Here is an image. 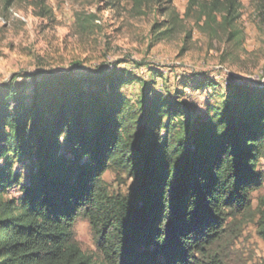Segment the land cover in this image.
Listing matches in <instances>:
<instances>
[{
    "label": "trees",
    "instance_id": "obj_1",
    "mask_svg": "<svg viewBox=\"0 0 264 264\" xmlns=\"http://www.w3.org/2000/svg\"><path fill=\"white\" fill-rule=\"evenodd\" d=\"M131 2L138 16L169 15L158 36H173V0ZM241 7L189 0L187 15L217 33L235 27ZM147 71L148 82L113 67L0 84V264H224L216 247L264 186V84ZM134 84L137 102L124 90ZM108 172L134 186L111 193ZM80 218L101 263L75 240Z\"/></svg>",
    "mask_w": 264,
    "mask_h": 264
},
{
    "label": "rangeland",
    "instance_id": "obj_2",
    "mask_svg": "<svg viewBox=\"0 0 264 264\" xmlns=\"http://www.w3.org/2000/svg\"><path fill=\"white\" fill-rule=\"evenodd\" d=\"M241 4L240 19L232 30L208 33L194 25L196 14L187 15L189 0H173L179 23L170 39L160 41L158 33L165 28L159 30V26L166 25L169 15L153 9L138 16L131 0L114 5L107 0H0V84L24 73L113 67L146 82L150 79L147 67H151L170 79L177 72L204 73L221 83L229 75L264 84V8L252 0H241ZM234 31L236 36L231 38ZM135 62L143 67L133 69L136 66L129 64ZM124 90L137 102L142 86L134 84ZM103 179L115 195H126L134 186L132 179L113 172ZM18 195L17 190L10 193V197ZM263 197L264 186L252 194L251 209L228 226L216 247L224 264H264ZM74 235L81 250L101 263L89 222L78 219Z\"/></svg>",
    "mask_w": 264,
    "mask_h": 264
},
{
    "label": "built area",
    "instance_id": "obj_3",
    "mask_svg": "<svg viewBox=\"0 0 264 264\" xmlns=\"http://www.w3.org/2000/svg\"><path fill=\"white\" fill-rule=\"evenodd\" d=\"M261 80H264V77H262Z\"/></svg>",
    "mask_w": 264,
    "mask_h": 264
}]
</instances>
